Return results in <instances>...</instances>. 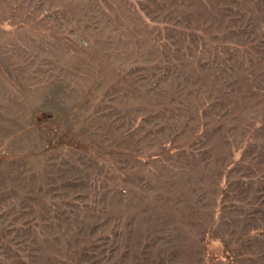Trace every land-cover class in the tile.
I'll return each mask as SVG.
<instances>
[{
  "label": "rangeland",
  "instance_id": "rangeland-1",
  "mask_svg": "<svg viewBox=\"0 0 264 264\" xmlns=\"http://www.w3.org/2000/svg\"><path fill=\"white\" fill-rule=\"evenodd\" d=\"M0 264H264V0H0Z\"/></svg>",
  "mask_w": 264,
  "mask_h": 264
}]
</instances>
